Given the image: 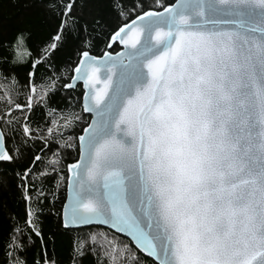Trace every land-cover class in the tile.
I'll use <instances>...</instances> for the list:
<instances>
[{
  "label": "snow or ice",
  "instance_id": "snow-or-ice-1",
  "mask_svg": "<svg viewBox=\"0 0 264 264\" xmlns=\"http://www.w3.org/2000/svg\"><path fill=\"white\" fill-rule=\"evenodd\" d=\"M29 6L43 9L53 31L43 47L36 45L38 54L29 53L25 103H14L7 91L3 97L11 105L5 115L15 110L22 119L13 117L16 136L0 130V164L28 160L13 178L28 246L33 235L40 241L33 264L41 253L44 264H57L33 222L34 197L52 208L56 198L35 184L41 152L50 150L47 143L37 148V139L45 140L42 127H32L37 109L39 121L51 125L46 135L80 133L57 140L75 156L59 157L58 149L51 160L57 191L61 181L67 188L66 203L52 214L58 229L72 234L73 264L98 252L113 264L117 252L134 264L145 257L152 264H264V0H31ZM69 31L99 36L111 51L90 55L91 41L83 39L72 74L57 87L62 77L52 58ZM32 39L30 28H0V64L27 63L20 48ZM41 67L55 79L39 74ZM77 85L82 92L74 102ZM58 92L63 101L53 103ZM102 228L126 234L129 243L114 238L104 248L86 246L85 235L93 243L107 239ZM17 232L14 226L8 235L5 257L27 264Z\"/></svg>",
  "mask_w": 264,
  "mask_h": 264
},
{
  "label": "trees",
  "instance_id": "trees-1",
  "mask_svg": "<svg viewBox=\"0 0 264 264\" xmlns=\"http://www.w3.org/2000/svg\"><path fill=\"white\" fill-rule=\"evenodd\" d=\"M4 7L0 10V28L5 31L14 30L16 28H30L33 33L32 42L27 46H21L20 48V59L22 61H27V63H18V64H0V126L2 130L8 135L16 136L17 133L14 131L15 128H18V124L13 117L22 119V114L18 111H13L11 115H5L7 109L11 107L8 104L7 99L3 98L5 92L7 91L8 95L11 96L14 103H25L27 92L22 87L26 77V71L30 68L32 56L29 53L38 54L36 45L43 47L45 43L49 41V34L53 30L50 27L49 22L47 21L43 9L37 6L25 7L26 4H31V0H17L16 4L13 5L9 3V0H3ZM100 11L107 12L106 7L101 8ZM86 15L87 10H86ZM74 28H78V25H73ZM83 39H88L91 41L90 46L86 49L95 56H99L103 51H108L104 46L101 38L96 36H85L82 32L74 33L69 31L67 42L55 52L52 60L55 68V75L61 76L62 78L57 81V87H60L61 84L67 82V77L71 73V68L74 67V64H71V60L76 58V53L80 50H85L81 48V41ZM119 49H117L118 51ZM15 53H9V61L13 59ZM63 68V72H61ZM39 74H42L47 77L55 79L53 72L51 70H46L45 68H39ZM13 75H15L16 84L12 83ZM37 93L40 91V79L39 75L37 78ZM47 83V81H45ZM82 87L78 85L75 90L72 91L71 97L75 102L76 98L81 95ZM53 103L59 104L63 101L62 93H57L52 97ZM35 107V105H34ZM42 115V112L37 109V123H34L32 127L35 129L37 127H42L40 135L45 136L43 142L37 139V148L41 147L43 143H47L50 150H45L41 152V161L37 162V179L35 184L42 188L45 191V195L50 193H55V207L52 208L49 204V200L44 199L42 204H39L37 200L33 199L32 208L36 215L33 217V222L43 229V234L45 236V248L47 249L48 255L51 256L54 251L55 259L57 264H73V247H72V234L67 231H61L58 229V220L54 216L53 212H60L67 196L66 183L64 181L60 182L59 191H57L56 177L55 173H52V163L51 160L54 158L53 153H56L59 149V157H73L76 155L75 151L72 149H61L58 139H67L68 136H77L79 135V130H62V136H52L46 135V128L51 125L42 124L39 121V117ZM86 119H90V116L85 114ZM52 119L56 120L57 117L53 116ZM5 121H11L12 123L8 124ZM55 133V128H54ZM31 143V142H30ZM35 150V149H34ZM31 152L28 154L29 159L31 157ZM71 159L62 160L61 167L64 163H71ZM28 160H21L19 163H3L0 164V264H8V260L5 257V242L8 240V235L12 231V228L19 227L20 232H17L16 242L24 246V252L20 253V256L27 261V264H33V261L36 259L37 253L40 252V241L34 235L32 239L35 241L34 245L28 246V238L24 234L27 229L25 224L26 214L24 212L23 204L20 200V193L15 188V179L13 178V173L16 170L22 169ZM47 171L51 173L47 177L39 175V173ZM40 199H43L42 197ZM43 208V214L38 210ZM14 219H11V218ZM102 233L107 234V239H104L101 236L97 237V240L93 243L87 237L84 236L86 241V246L92 244L93 247L97 249L104 248L107 246L108 240H113L119 243L123 240L124 243H129V239L125 238L119 234H114L111 230L102 228L100 229ZM55 233L54 244L48 243V236ZM116 260L115 264H134V261H130L127 256L121 257L119 252L115 253ZM113 264V261L110 256L102 255L97 253V257L92 255H86L82 262L77 257V264ZM40 264H44L43 253L40 255ZM141 264H152L151 260L148 258H143Z\"/></svg>",
  "mask_w": 264,
  "mask_h": 264
},
{
  "label": "water",
  "instance_id": "water-1",
  "mask_svg": "<svg viewBox=\"0 0 264 264\" xmlns=\"http://www.w3.org/2000/svg\"><path fill=\"white\" fill-rule=\"evenodd\" d=\"M119 50H120V49H119ZM119 50H118V51H119ZM108 51H110V50H108ZM90 55H93V54L90 53ZM93 56H95V55H93ZM77 86H78V85H77ZM76 88H77V87H76ZM87 115H88V114H87ZM0 130H2L1 126H0ZM66 201H67V196H66L65 203H66ZM119 235H121V236L127 238L126 234H119ZM128 239H129V238H128Z\"/></svg>",
  "mask_w": 264,
  "mask_h": 264
}]
</instances>
